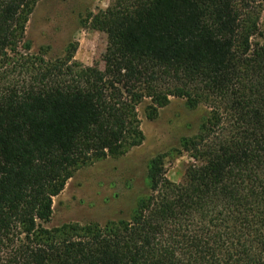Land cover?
I'll return each instance as SVG.
<instances>
[{"label": "trees", "instance_id": "1", "mask_svg": "<svg viewBox=\"0 0 264 264\" xmlns=\"http://www.w3.org/2000/svg\"><path fill=\"white\" fill-rule=\"evenodd\" d=\"M37 0H0V264H264V34L257 0H112L84 19L102 68L32 50ZM171 97L208 113L147 163L130 218L44 225L80 166L143 140ZM191 159L182 180L165 157Z\"/></svg>", "mask_w": 264, "mask_h": 264}, {"label": "rangeland", "instance_id": "2", "mask_svg": "<svg viewBox=\"0 0 264 264\" xmlns=\"http://www.w3.org/2000/svg\"><path fill=\"white\" fill-rule=\"evenodd\" d=\"M112 0H37L25 27L32 50L42 49L46 58L61 57L65 48L76 45L74 59L84 65L102 68L106 34L92 29L86 15L101 13ZM259 27L264 34V0ZM144 100L137 106L143 140L120 155L86 163L67 179L63 189L52 197V213L47 227L66 222L85 224L126 220L138 200L147 192V163L158 153L179 147L181 139L197 133L208 113L205 105L189 107L184 99L171 97L153 118H147ZM191 159L186 153L165 157V176L182 180Z\"/></svg>", "mask_w": 264, "mask_h": 264}]
</instances>
